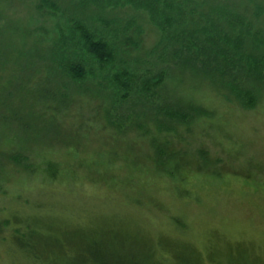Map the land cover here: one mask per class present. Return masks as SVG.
<instances>
[{
	"label": "rangeland",
	"instance_id": "1",
	"mask_svg": "<svg viewBox=\"0 0 264 264\" xmlns=\"http://www.w3.org/2000/svg\"><path fill=\"white\" fill-rule=\"evenodd\" d=\"M28 1L0 0V264H30L12 236L31 214L100 232L99 242L131 261L150 244L181 238L221 264H264V101L252 110L206 101L214 119L182 142L166 133L152 140L153 130V138L120 133L87 94L58 107L57 84L25 78L26 54L59 27L48 14L38 23ZM45 88L53 102L42 98ZM76 230L63 249L78 261Z\"/></svg>",
	"mask_w": 264,
	"mask_h": 264
},
{
	"label": "trees",
	"instance_id": "2",
	"mask_svg": "<svg viewBox=\"0 0 264 264\" xmlns=\"http://www.w3.org/2000/svg\"><path fill=\"white\" fill-rule=\"evenodd\" d=\"M27 3L35 9L38 23L48 14L59 27L49 43L26 54L25 78L42 75L49 85L57 84L55 92L64 96L58 107H68L64 101L74 93L97 99L109 126L120 133L130 128L151 138L153 130L158 138L152 140L163 139L166 133L172 141L182 142L187 138L182 133H192L214 119L206 101L217 97L243 110L264 101V0ZM147 29L154 30L158 39L152 41ZM148 38L152 46H147ZM43 93V99L51 100V90L45 88ZM54 117L52 113L50 118ZM48 170L55 179L57 171ZM41 217H21L23 228L17 226L12 236L30 264H221L181 238L162 239L141 253L143 260H127L116 245L99 242L100 232L71 229L45 214ZM74 229L84 244L78 261L63 249L72 241Z\"/></svg>",
	"mask_w": 264,
	"mask_h": 264
}]
</instances>
